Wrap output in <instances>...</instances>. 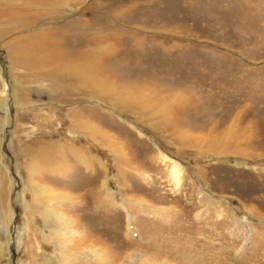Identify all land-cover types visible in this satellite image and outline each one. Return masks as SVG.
<instances>
[{
  "label": "rangeland",
  "instance_id": "rangeland-1",
  "mask_svg": "<svg viewBox=\"0 0 264 264\" xmlns=\"http://www.w3.org/2000/svg\"><path fill=\"white\" fill-rule=\"evenodd\" d=\"M55 4L0 1V264H264V0Z\"/></svg>",
  "mask_w": 264,
  "mask_h": 264
},
{
  "label": "bare ground",
  "instance_id": "bare-ground-1",
  "mask_svg": "<svg viewBox=\"0 0 264 264\" xmlns=\"http://www.w3.org/2000/svg\"><path fill=\"white\" fill-rule=\"evenodd\" d=\"M0 1L1 2L4 1V3H6V4H12L14 2V0H0ZM43 1L45 3H50L55 8L58 7L55 4L58 0H43ZM33 4H34V1H33ZM39 4H41V3H39ZM58 5H60V4H58ZM108 45H103V43L101 42L97 45L96 48L89 50L85 54V59H87V60H85V64L90 65L89 63L91 60H93L97 56H102L104 53H106L109 50ZM88 60H90V61H88ZM85 69H86L85 67H81L80 65L74 66V71L80 76L85 74V72H86ZM97 85L100 86L101 84H97ZM174 167H175V169H174L175 170V177H179L181 174V171L177 167V165H174ZM103 194H104V190H101L98 192V196L102 197ZM47 210L49 213V215L47 217L49 219L53 215V210H50V209H47ZM46 215H47V213H46ZM74 234H77V235H75V239L73 241L72 249H71L72 255L67 259L68 261L72 260L74 258H78V259L79 258L80 259H89L90 258V259L96 260L95 264H133L134 263L135 255H137L136 251H129L126 256H125L124 252L121 253L120 251H118V252H115L112 256H110L107 253L106 249H104V247H102L100 245V242L96 243L94 241L95 239H93V237H91L90 235L87 236V235H84V233L81 234L79 229L75 230ZM88 244H90V245L91 244H93V245L97 244V245L92 247ZM155 250H156L155 255L146 257L143 261V264H170V263H172L171 261L174 258L178 259V261H179L178 262L176 260V264H217L216 259L213 256H211V257L205 256V254L203 252H200V253L204 254L206 262L204 261L203 263H200L199 260L196 259V257H193L194 256L193 255L192 257L189 258V261H188L189 263H186V261L188 260L187 257L185 259L186 251H175L177 254L176 253L172 254V253H169L166 249H163L160 247L155 249ZM184 260H186V261H184Z\"/></svg>",
  "mask_w": 264,
  "mask_h": 264
}]
</instances>
